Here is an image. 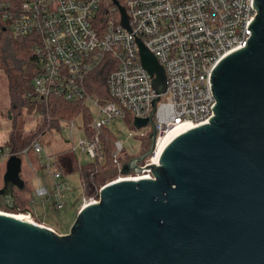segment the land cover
<instances>
[{
  "label": "water",
  "instance_id": "95a60500",
  "mask_svg": "<svg viewBox=\"0 0 264 264\" xmlns=\"http://www.w3.org/2000/svg\"><path fill=\"white\" fill-rule=\"evenodd\" d=\"M252 4V34L210 75L213 116L172 138L149 166L152 178L105 182L68 233L0 212V264H264V0ZM137 43L155 92H164L163 66ZM158 99L132 120L150 126L149 143L122 163L124 176L152 154ZM21 168L16 154L5 162L0 207L10 213L28 211L15 196L26 189Z\"/></svg>",
  "mask_w": 264,
  "mask_h": 264
},
{
  "label": "built area",
  "instance_id": "2783aa9c",
  "mask_svg": "<svg viewBox=\"0 0 264 264\" xmlns=\"http://www.w3.org/2000/svg\"><path fill=\"white\" fill-rule=\"evenodd\" d=\"M116 1L125 9L129 27L121 23V11L114 0H0V33L31 38L36 74L32 91L26 93L30 103H42L47 109L51 97L58 96L79 101L91 112L92 118L85 124L83 120V135L71 146L73 153L79 150L90 158V174L98 173V167L106 161L102 129H110L114 120L128 117L135 127L133 118L147 117L152 101L159 96L152 117L156 140L152 154L138 164L141 172L124 176L120 170L124 161L146 150L149 125L129 132L130 136L146 139L139 154L125 153L123 142L116 139L112 156L116 173L112 181L152 178L149 166L158 163L155 149L160 137L174 126L194 127L213 116L211 106L216 100L210 89V75L220 59L246 44L252 34L247 26L257 11L253 0ZM137 39L163 66L166 90L162 93L155 92L152 77L141 64ZM107 58L112 61L105 79L109 98L87 88L88 76ZM78 115L83 119V113ZM78 115L61 118L59 123L71 133ZM30 150L39 156L40 170H47L43 176H35L34 195L42 200L50 196L54 208L59 210L65 204L63 196L68 184L56 160L43 154L44 146L37 138L22 148L14 143L0 147V159L7 160L14 154L27 156ZM29 166L33 169L30 161ZM48 176L50 184L46 181ZM81 183L84 193L77 211L88 202L98 201L104 186L89 190L82 176ZM30 200L34 202L33 198ZM19 207L28 211L13 213H21L32 223L56 231L33 214L28 205Z\"/></svg>",
  "mask_w": 264,
  "mask_h": 264
},
{
  "label": "rangeland",
  "instance_id": "374dc122",
  "mask_svg": "<svg viewBox=\"0 0 264 264\" xmlns=\"http://www.w3.org/2000/svg\"><path fill=\"white\" fill-rule=\"evenodd\" d=\"M9 82L7 74L0 68V147L6 148L12 146L11 138L15 133L17 136L18 148L27 146L29 141L33 138H37L44 146L43 154L56 160L62 164L63 176L68 184V189L65 191L63 199L65 204L59 210H56L53 206V199L50 196L39 199L34 195L35 176H43L47 172L45 168L35 172L31 171L29 161L36 168L38 166V157L33 150L28 152V157L24 154H20L22 157L21 177L25 181L26 189L24 191L16 189L17 200L22 203L27 201L28 208L43 220L44 223L50 225L56 230V232L68 233L71 229V225L77 215L78 203L81 195L84 193L81 183V171L80 167L86 168L91 163L90 158L81 153L79 150L73 153L71 146L73 143L78 142V137L83 135L82 123L83 119L81 115H78L74 120L75 129L70 131L64 130L63 124L47 127L42 132L37 131L38 123L41 122L44 117L42 103H28L22 106L19 112L11 111V99L9 98ZM41 114H43L41 116ZM110 130L115 139L121 140L124 144L125 153L130 155L139 154L146 143L145 138H138L130 136L129 132L136 130L130 124V118L124 120H114L110 126ZM146 130V129H145ZM15 144V143H14ZM124 157V156H123ZM5 158L0 159V186L2 185V177L4 174ZM37 170V169H36ZM112 176L111 179L116 178V173L110 170ZM101 175V174H100ZM106 177V178H107ZM51 179L46 177V181L50 184ZM103 175L98 178V182H107ZM87 192V191H85ZM31 198L34 202H31ZM4 210V209H0ZM8 212V211H7Z\"/></svg>",
  "mask_w": 264,
  "mask_h": 264
},
{
  "label": "trees",
  "instance_id": "16d2710c",
  "mask_svg": "<svg viewBox=\"0 0 264 264\" xmlns=\"http://www.w3.org/2000/svg\"><path fill=\"white\" fill-rule=\"evenodd\" d=\"M31 46V38H13L5 31L0 33V68L6 72L8 77V82L10 84L8 93L9 98L11 99V111L13 112H19L22 106L30 103L29 99L26 97V93L32 91V78L36 74V70L34 69V55H32ZM111 63V59L107 58L106 62L103 63L98 70L92 72L88 76L87 88L89 92L102 94L105 98L110 97L107 94L105 79L111 70ZM43 112L45 115L41 122L38 123L36 133H38V131L42 132L51 125H59V119L61 118L70 119L78 115L80 112L83 113L84 124L92 118L91 112L85 105L83 106L81 102L67 101L58 96L51 97L50 106L47 109L44 108ZM48 117L50 118L49 123ZM16 136L17 135L14 133L11 140L18 147L19 142H17ZM101 139L106 154V161L101 167H98V173L90 174L88 168L92 166V163H89L86 168H79L81 176L88 184V189H91L92 191L104 184V182H98V178L101 177V175H103L108 181L112 180V176L107 177V175L110 174V170H114L112 168V156L116 139L108 128L102 129ZM62 164V162H58L60 169H62ZM15 196L17 198L16 192ZM27 203L28 202L24 200L19 204L25 207ZM1 208L6 210L4 206H1L0 209Z\"/></svg>",
  "mask_w": 264,
  "mask_h": 264
},
{
  "label": "bare ground",
  "instance_id": "6f19581e",
  "mask_svg": "<svg viewBox=\"0 0 264 264\" xmlns=\"http://www.w3.org/2000/svg\"><path fill=\"white\" fill-rule=\"evenodd\" d=\"M191 127H193V126L192 125L174 126V127L170 128V129H168L166 131V133L163 134L160 137V139L158 140V143L156 145V149H155V152H156L155 163L158 161V157H159V155L161 153V150L172 140V138L175 135H177V134H179V133H181V132H183L186 129L191 128ZM122 179H125V178H119L117 180H122ZM1 212L5 213V214H7V213L11 214L12 216H15V217L16 216L20 217L22 219H26V217L23 214H21V213H10V212H6V211H1Z\"/></svg>",
  "mask_w": 264,
  "mask_h": 264
},
{
  "label": "flooded vegetation",
  "instance_id": "af4514ba",
  "mask_svg": "<svg viewBox=\"0 0 264 264\" xmlns=\"http://www.w3.org/2000/svg\"><path fill=\"white\" fill-rule=\"evenodd\" d=\"M7 203V200L4 197H0V205H5Z\"/></svg>",
  "mask_w": 264,
  "mask_h": 264
},
{
  "label": "crops",
  "instance_id": "0c3cea01",
  "mask_svg": "<svg viewBox=\"0 0 264 264\" xmlns=\"http://www.w3.org/2000/svg\"><path fill=\"white\" fill-rule=\"evenodd\" d=\"M32 166H33V165H32ZM36 169H37V170H36ZM38 170H40V166H39V164H38V166H37L36 168L33 166V169H31V171L35 172V175L37 174L36 172H37ZM60 233H64V232H60Z\"/></svg>",
  "mask_w": 264,
  "mask_h": 264
}]
</instances>
